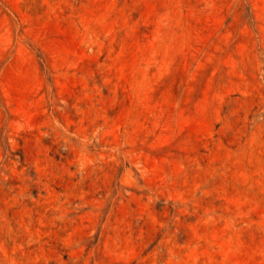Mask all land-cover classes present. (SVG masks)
Wrapping results in <instances>:
<instances>
[{
    "label": "rangeland",
    "instance_id": "obj_1",
    "mask_svg": "<svg viewBox=\"0 0 264 264\" xmlns=\"http://www.w3.org/2000/svg\"><path fill=\"white\" fill-rule=\"evenodd\" d=\"M0 264H264V0H0Z\"/></svg>",
    "mask_w": 264,
    "mask_h": 264
}]
</instances>
